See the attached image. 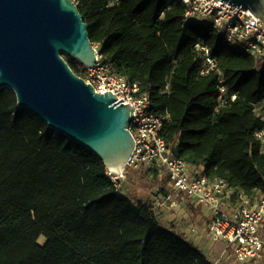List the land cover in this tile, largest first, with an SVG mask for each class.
Segmentation results:
<instances>
[{"label": "trees", "instance_id": "trees-1", "mask_svg": "<svg viewBox=\"0 0 264 264\" xmlns=\"http://www.w3.org/2000/svg\"><path fill=\"white\" fill-rule=\"evenodd\" d=\"M77 7L102 63L150 95L165 118L162 135L182 160L249 197L264 193V151L255 138L264 131V105L260 116L255 111L264 101V59L203 20L186 21L179 0H80ZM198 46L216 58L236 101L218 103L219 76H201ZM106 169L19 108L13 91H0V264H213L163 227L151 202L118 193Z\"/></svg>", "mask_w": 264, "mask_h": 264}, {"label": "water", "instance_id": "water-1", "mask_svg": "<svg viewBox=\"0 0 264 264\" xmlns=\"http://www.w3.org/2000/svg\"><path fill=\"white\" fill-rule=\"evenodd\" d=\"M264 21V0H219ZM85 68L97 62L89 24L73 0H0V91L11 89L53 131L93 152L107 168L129 161L133 109L74 73L63 55Z\"/></svg>", "mask_w": 264, "mask_h": 264}, {"label": "built area", "instance_id": "built-area-1", "mask_svg": "<svg viewBox=\"0 0 264 264\" xmlns=\"http://www.w3.org/2000/svg\"><path fill=\"white\" fill-rule=\"evenodd\" d=\"M76 5L80 0H73ZM185 7V19L203 20L214 34H222L228 43L241 45L252 58L264 59V21L247 10L230 6L219 0H179ZM94 45V44H93ZM97 62L92 68L82 70L84 80L97 93L112 92L123 104H129L131 121L129 131L135 147L129 161L120 169H106V176L118 193L127 179L128 172L145 165L156 166L166 175L167 185L157 188L151 202V211L156 216L163 209L177 208L184 201H191L206 209L209 236L214 241L224 242L235 264H264V193L253 197L232 189L221 180H210L182 160L162 135L165 118L157 115L148 93L143 92L138 82L113 74L101 61L98 46L94 45ZM202 53L201 76L216 73L220 82L218 103L224 106L229 100L236 101L237 94L224 86L222 71L217 60L207 47L198 46ZM264 101L255 105L260 116ZM255 138L264 151V131Z\"/></svg>", "mask_w": 264, "mask_h": 264}, {"label": "rangeland", "instance_id": "rangeland-1", "mask_svg": "<svg viewBox=\"0 0 264 264\" xmlns=\"http://www.w3.org/2000/svg\"><path fill=\"white\" fill-rule=\"evenodd\" d=\"M63 58L68 63L75 65L79 72L82 73V70L85 67L77 60L66 54L63 55ZM5 91L12 90L7 88ZM166 185V175L156 166L148 164L139 169H133L128 172L126 181H124L121 185V192L132 200L141 199L143 201L151 202L152 198H154L157 194V188L160 186L164 187ZM190 215H195L196 217L198 216L197 218H201L202 216L204 219L203 223L193 220L194 218ZM156 217L163 227H169L171 221L176 220L178 223L183 225L185 232L189 233L192 229H199V232L206 235L205 218H208L209 215L203 207L199 206L196 208L190 201L182 202L177 208L163 209L157 213ZM196 233H198V231ZM206 240L207 241H205V244L201 247V249L208 254V252L213 248L214 242L212 238ZM43 241H45L44 237L40 239V243H43ZM211 258H213V256H211Z\"/></svg>", "mask_w": 264, "mask_h": 264}, {"label": "crops", "instance_id": "crops-1", "mask_svg": "<svg viewBox=\"0 0 264 264\" xmlns=\"http://www.w3.org/2000/svg\"><path fill=\"white\" fill-rule=\"evenodd\" d=\"M196 171L201 172V170L199 171L197 169H196ZM153 200H154V198H152V201ZM191 204H193V203L191 202ZM193 205L196 208L199 207L195 204H193ZM197 212H199V211H197ZM190 216H192V215H190ZM192 217L194 218L193 220H196L198 222L203 223V221H204L202 216H201V218H197L198 216L196 217L195 215H193ZM205 220H206V225H205L206 235H203L202 232H199V229H197V230L192 229L189 233H187V232H185L183 225L181 223H178L176 220L171 221L170 226L165 227V228L168 229L169 231L175 232L178 235H181L188 242L194 244L199 249H201V247H203V245L205 244V241H207L206 239L210 238L209 230H208V218H205ZM197 231H198V233H196ZM205 237H206V239H205ZM213 242H214L213 248L211 249V251L208 252V254L201 249L205 253L207 259L213 264H235L234 258L232 256L230 250L228 249L227 245L222 241L216 242L213 240ZM44 243H45V241H43V243H41V244L43 245ZM211 256H213V258H211Z\"/></svg>", "mask_w": 264, "mask_h": 264}]
</instances>
